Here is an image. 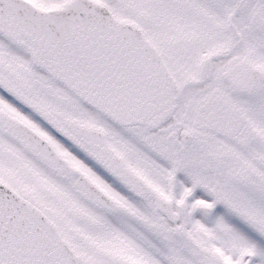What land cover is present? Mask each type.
Segmentation results:
<instances>
[{"label": "snow or ice", "instance_id": "6c2138e0", "mask_svg": "<svg viewBox=\"0 0 264 264\" xmlns=\"http://www.w3.org/2000/svg\"><path fill=\"white\" fill-rule=\"evenodd\" d=\"M0 264H264V0H0Z\"/></svg>", "mask_w": 264, "mask_h": 264}]
</instances>
